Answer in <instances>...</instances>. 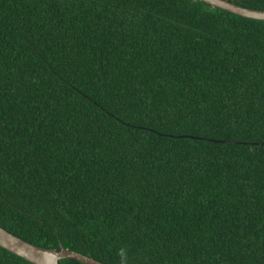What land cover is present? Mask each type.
Returning <instances> with one entry per match:
<instances>
[{"label": "trees", "instance_id": "obj_1", "mask_svg": "<svg viewBox=\"0 0 264 264\" xmlns=\"http://www.w3.org/2000/svg\"><path fill=\"white\" fill-rule=\"evenodd\" d=\"M0 225L107 264H264V20L0 0Z\"/></svg>", "mask_w": 264, "mask_h": 264}, {"label": "water", "instance_id": "obj_2", "mask_svg": "<svg viewBox=\"0 0 264 264\" xmlns=\"http://www.w3.org/2000/svg\"><path fill=\"white\" fill-rule=\"evenodd\" d=\"M202 1H205L214 7L225 9L240 16L264 20V10L262 9L246 7L232 0ZM0 246L34 264H62L61 260L65 258L76 259L86 264H107L95 259L94 257L71 250L69 248H65L64 246L58 250L55 248H46L36 245L12 233L1 225Z\"/></svg>", "mask_w": 264, "mask_h": 264}]
</instances>
